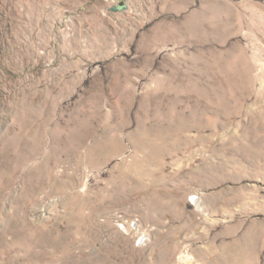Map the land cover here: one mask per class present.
<instances>
[{"label":"rangeland","instance_id":"1","mask_svg":"<svg viewBox=\"0 0 264 264\" xmlns=\"http://www.w3.org/2000/svg\"><path fill=\"white\" fill-rule=\"evenodd\" d=\"M0 264H264V0H0Z\"/></svg>","mask_w":264,"mask_h":264},{"label":"water","instance_id":"2","mask_svg":"<svg viewBox=\"0 0 264 264\" xmlns=\"http://www.w3.org/2000/svg\"><path fill=\"white\" fill-rule=\"evenodd\" d=\"M127 5L125 3L114 6L113 9H125Z\"/></svg>","mask_w":264,"mask_h":264}]
</instances>
